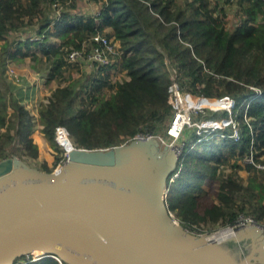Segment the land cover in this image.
Returning a JSON list of instances; mask_svg holds the SVG:
<instances>
[{
    "label": "trees",
    "instance_id": "1",
    "mask_svg": "<svg viewBox=\"0 0 264 264\" xmlns=\"http://www.w3.org/2000/svg\"><path fill=\"white\" fill-rule=\"evenodd\" d=\"M233 1L240 15L227 27L226 6L232 0H104L98 14L99 28L117 46L113 47L114 62L98 69L116 67L125 71L126 78L110 82L104 74L83 73L51 90L47 102L38 106L37 121L56 154L51 166L41 162L40 168L51 171L62 157L54 139L58 124L84 148L127 143L138 131L165 136L172 114L168 85L175 76L179 86L193 94L233 96L242 137L233 141L229 128H224L222 134L210 131L192 145L193 130L186 128L180 139L181 153L166 179L167 210L186 228L227 223L240 211L264 222V169L253 167L262 173L261 180L253 184L251 180L243 182L237 174V160L252 142L256 158L264 163V0ZM54 2L60 5L58 13ZM78 3L0 0V150L13 145L23 156H38V145L31 135L36 117L13 96L3 73L4 61L8 56L18 60L30 51L31 61L38 62L39 56L32 50L36 47L45 57L48 77L59 74L68 64L70 47H78L95 31L94 17L78 13ZM29 31H34L36 38L32 39ZM52 37L59 38V44L52 42ZM104 87H108L107 92ZM208 114L218 116L211 111ZM226 164L231 170L224 175ZM176 169L178 174L171 180ZM211 177L218 180L215 200L202 204V184ZM255 188L259 189L257 200L238 202V193ZM227 245L238 252L235 242ZM247 250L237 256L242 257ZM21 256L13 264H61L49 255L34 259Z\"/></svg>",
    "mask_w": 264,
    "mask_h": 264
},
{
    "label": "water",
    "instance_id": "2",
    "mask_svg": "<svg viewBox=\"0 0 264 264\" xmlns=\"http://www.w3.org/2000/svg\"><path fill=\"white\" fill-rule=\"evenodd\" d=\"M176 161L156 136L73 148L51 171L1 158L0 264L36 250L69 264H264L257 226L216 241L176 221L164 203ZM241 231L251 239L238 257L224 243Z\"/></svg>",
    "mask_w": 264,
    "mask_h": 264
},
{
    "label": "built area",
    "instance_id": "3",
    "mask_svg": "<svg viewBox=\"0 0 264 264\" xmlns=\"http://www.w3.org/2000/svg\"><path fill=\"white\" fill-rule=\"evenodd\" d=\"M103 1L104 0H98L96 2L98 7L92 12V16L95 20V31L92 32L87 39L82 40L78 47L72 46L66 53L68 65L83 61V63H88L89 66L93 67L108 66L114 62V46H112L111 38L99 28L98 14ZM53 5L58 6L55 9V12L58 13L60 5H58L57 2H54ZM31 36L32 39L36 38V35L34 34ZM10 60L11 59L8 56L5 60L6 68H8ZM112 68H115L116 70L118 69L116 67ZM9 70L13 72L12 69ZM254 89L258 92V89ZM204 99L207 100L206 103L202 101ZM167 101L172 110V114L165 129V137L138 131L132 135V139L156 136L161 144H168L174 149L178 159L183 146V141L180 142V139L186 128H191L193 130L194 141L192 142V145L196 142H201L204 135L208 134L210 131L218 130V134H222L221 130L224 128H229L230 132L228 133V136L231 137L233 141H239L242 137L239 120L237 118V111L234 109L235 99L229 94L225 93L213 97H205L202 94H193L182 89L175 76H172V81L168 85ZM206 109H209V111L214 112L218 116H209L208 110ZM243 116L248 121L245 112L243 113ZM54 139L62 151V157L55 166L58 167L67 162L68 152L70 150L76 147L80 148L81 146H77L72 142L67 128L62 124L55 126ZM253 145L252 142L248 151H246L239 159L247 166L264 169V163L256 158ZM8 147L9 155H3L0 158L12 155L19 157L23 156V151L21 149H17L13 145H9ZM177 174L178 170L176 169L171 174L170 179L172 180ZM249 225L257 226L264 232V222L256 219L253 214L244 211L238 212L231 221L227 222L223 227L216 231H227L230 233L229 236H233L238 230ZM29 256L30 254H26L27 259ZM58 260L63 264L62 260Z\"/></svg>",
    "mask_w": 264,
    "mask_h": 264
},
{
    "label": "rangeland",
    "instance_id": "4",
    "mask_svg": "<svg viewBox=\"0 0 264 264\" xmlns=\"http://www.w3.org/2000/svg\"><path fill=\"white\" fill-rule=\"evenodd\" d=\"M85 1H88V0H85ZM100 1H102V0H100ZM88 3H91V2L88 1ZM226 10H227V15L225 16L224 20H225V25L227 27H229V25L231 26V25L235 24V22H237V20L239 19L240 11L238 9L237 2L233 1V0H232V2H229L227 4ZM55 44H58V42H56ZM75 64H76V62L74 63V65ZM93 67L89 66L88 63H84V68L87 69V70H91V68H93ZM95 67L98 68L99 66H95ZM73 68H75V66H73ZM9 69H12L13 72H11ZM77 72H80V70L76 69L74 71L75 74ZM102 72H103L104 75L109 77V80L111 82H115L117 80L122 79L123 75H124V73H122L121 70H113L112 67H107V68L103 69ZM18 73H19L18 69H16V67L12 66L11 62L8 63V68H6V63H5V74H4V76L6 77L7 80L9 79V81H12L14 83L17 82L18 90H16L15 94L13 93V96L15 98H17V99H21L20 101H22V103L27 108H29L30 109L29 111H32L34 113L35 117H36L35 124H34V131L31 134L33 136L35 134V132H36L35 131L36 125L38 124V122H37V109H38V106L40 104H42V103H46L47 100H48V96H49L48 95L46 97V96H44V95H42L40 93H41L42 89H44V87H47V85H48L47 83L51 82L50 84L54 85V83L57 82V81H55L56 80L54 78L55 75L52 77L53 80L50 79V77L46 76V79H50L49 82L46 83V82H44V80H43V78L41 76L35 75L34 77L28 76V77L24 78V77H22V75H20ZM60 73L63 74V75H66V73L63 72V70ZM84 73L88 74V72H84ZM37 77H38V79H37ZM40 77L42 78V81H43V82L41 81L42 85H40L41 83L38 85V82L40 81L39 80ZM56 77H57V75H56ZM39 87H41V90L39 89ZM14 88H15V85H14ZM104 89L107 92L108 87H104ZM13 91H15V90H13ZM43 98H45V100H43ZM206 110H208V112H209V109H206ZM69 136H70V139L72 140V142L75 143L74 137L72 135H70V134H69ZM46 142L48 143L47 140H46ZM48 146H49L48 148L44 147L45 150H40L38 148L39 151H38V156H37L36 159L29 158V157H26V156H22L21 158L26 163H28V165L37 168V167H40L37 164L38 157L41 154L50 153V155H52V160H51V165H52L54 163V160H55L56 151L52 148V146H50L49 143H48ZM60 150H61V148H60ZM60 154L62 156V151H61ZM3 155H9V147H6V151L0 150V157L3 156ZM237 163H239V165L247 166L240 159L237 160ZM248 167L250 168V172H251L253 167L252 168H251V166H248ZM54 168H55V166L52 167V169H54ZM223 168H224V170L222 172H223L224 175L227 174L231 170V168H230V166L228 164H226ZM247 172L248 171H246V169L242 170V174L244 175V177H246L248 175ZM261 177H262V173L260 174L259 171L254 169V171H252L251 175H250V178H253L251 180L252 181L251 184L259 182L261 180ZM202 187H203V190L200 193L201 194L200 202L202 204H206V205L210 204L211 201L213 200L212 198L215 197V194L217 192L218 180L216 179V177H211V178L207 179V181L204 184H202ZM258 194H259V189L258 188H255L254 190L248 189V193H247L246 199H244L243 201L248 202L249 200H251L250 202L252 203L253 201L257 200V198H259ZM238 202H242V201H238ZM175 219H176V221L179 222V219L177 217ZM225 224L226 223H222L221 221H217V222H214V223L208 222L207 224H200V225L193 224L192 228L187 226V229L192 231V232H194V233H196V234L197 233L198 234L199 233L200 234H206V233L208 234L209 232H214V231L220 229ZM224 239H225V237H224ZM230 241H232V240H230ZM224 244L227 246V243H224ZM28 254H30L28 259L29 258L34 259V258L39 256V252H31V253H28ZM23 258L21 256L20 259L23 261L24 260Z\"/></svg>",
    "mask_w": 264,
    "mask_h": 264
},
{
    "label": "crops",
    "instance_id": "5",
    "mask_svg": "<svg viewBox=\"0 0 264 264\" xmlns=\"http://www.w3.org/2000/svg\"><path fill=\"white\" fill-rule=\"evenodd\" d=\"M79 2L80 3H78L77 8H76V11L78 13L92 15V12H94L96 10V8L98 7V4L96 2L88 3V1H85V0H79ZM31 33L34 34V31H29L30 35H32ZM51 40H52V42L55 41V43L58 42V44L60 42V39L57 37H52ZM111 41H112V38H111ZM1 42L2 41L0 40V43ZM112 46H117V42L112 41ZM32 50H34L35 51L34 53L39 56L38 62L31 61L30 55H28L30 53V51H29L28 54L24 55L23 57H21L18 60L11 59L9 61V63L11 62V65L16 67V69H18V71H19L18 74L22 75V77H24V78H26L28 76L34 77L35 75H37V76H41L43 78L44 82L47 83V82H49L50 79H52V77L50 79H46V76H48V68L45 64V57L38 48L33 47ZM18 56H20V55H18ZM73 66H75V68H73ZM76 69H79L80 72H77L75 74L74 71ZM112 69L116 70L115 68H112ZM117 70H119V69H117ZM63 72L66 73V75H63L61 73H59V74L55 73L57 75V77L55 76L54 78L56 79L55 81H57L59 83V85H64V84L70 82L71 80H73V78L79 77L84 72H88L90 74V76H97V75L103 74V72L99 71V69L96 68L95 66L93 68H91V70L85 69L83 61L76 62L75 65L74 64H72V65L67 64L66 67H64ZM121 72L124 73L123 78L124 77L126 78L125 71L121 70ZM3 73L5 74V61L3 64ZM41 77L39 78L40 81L38 82V85L40 83H41L40 85H42L43 81H42ZM37 79H38V77H37ZM107 79L109 80V77H107ZM8 81H9V79H8ZM57 82H55L54 85L53 84L51 85L50 84L51 82L47 83L48 84L47 87H44V89H42L40 94L47 97L50 94L51 90L54 89L58 85ZM9 83H10V88L12 89V93L15 94L16 90H18L17 82L14 83L12 81H9ZM14 85H15V88H14ZM39 89L41 90V87H39ZM13 90H15V91H13ZM45 98H43V100H45ZM19 100H21V99H19ZM206 102L207 101L205 100V103ZM27 109L30 110L29 108H27ZM30 112L33 113L32 111H30ZM35 131H36L35 134L32 136L33 140L36 142V144L38 145V148L40 150H45L44 147L48 148L49 146H48V143L46 142V140L43 136V133L41 131V124L38 123L36 125ZM34 159H36V158H34ZM51 160H52V155H50V153L41 154L38 157L37 164L40 166L41 162H46L49 166H51ZM37 168L41 169L40 167H37ZM243 169H246V171H248L247 172L248 175L246 177H244V175L242 174ZM223 170H224V168H223ZM252 171H254L253 168H252L251 172ZM251 172H250V168L248 166L239 165L237 168L238 176L245 183H247L249 180L253 179V178H250ZM247 193H248V191H245L244 193H241V194L238 193V199L240 201H243L244 199H246ZM212 199H213V201L215 200L214 198H212ZM250 239L251 238L249 237L247 232H245V231L239 232L238 238L236 241V244L238 245V248H239V252H238L239 254H241L244 251V248H248V244L250 243ZM242 249H243V251H242ZM262 253L264 254V247L263 246L260 248V254H262ZM253 264H260V263L254 262Z\"/></svg>",
    "mask_w": 264,
    "mask_h": 264
},
{
    "label": "bare ground",
    "instance_id": "6",
    "mask_svg": "<svg viewBox=\"0 0 264 264\" xmlns=\"http://www.w3.org/2000/svg\"><path fill=\"white\" fill-rule=\"evenodd\" d=\"M203 102H205V99L202 100ZM230 233H228L227 231H215V232H209L208 234L206 233V237L209 238L210 240H221L224 237L229 236ZM35 252H38L37 250Z\"/></svg>",
    "mask_w": 264,
    "mask_h": 264
},
{
    "label": "flooded vegetation",
    "instance_id": "7",
    "mask_svg": "<svg viewBox=\"0 0 264 264\" xmlns=\"http://www.w3.org/2000/svg\"><path fill=\"white\" fill-rule=\"evenodd\" d=\"M248 246H249V244H248ZM227 247L229 248V250L232 252V254H234V256H237L238 255V252L237 251H235V250H233L231 247H229L228 245H227ZM248 249V248H247Z\"/></svg>",
    "mask_w": 264,
    "mask_h": 264
}]
</instances>
